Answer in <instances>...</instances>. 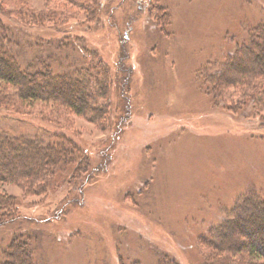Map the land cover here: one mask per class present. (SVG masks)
<instances>
[{
	"label": "rangeland",
	"instance_id": "rangeland-1",
	"mask_svg": "<svg viewBox=\"0 0 264 264\" xmlns=\"http://www.w3.org/2000/svg\"><path fill=\"white\" fill-rule=\"evenodd\" d=\"M101 1L91 17L63 0H0L10 17L50 14L37 33L103 57L113 126L63 108L46 127L2 120L30 133L60 127L88 163L46 192L0 183V263L23 247L34 264H212L226 254L264 264L249 249L225 252L232 223L259 209L248 198L264 188V79L232 83L223 72L264 54L242 43L264 24V0ZM216 233L224 253L211 247Z\"/></svg>",
	"mask_w": 264,
	"mask_h": 264
},
{
	"label": "trees",
	"instance_id": "trees-1",
	"mask_svg": "<svg viewBox=\"0 0 264 264\" xmlns=\"http://www.w3.org/2000/svg\"><path fill=\"white\" fill-rule=\"evenodd\" d=\"M63 1L83 7L91 17L98 14L103 3L101 0ZM140 2L148 4V0ZM140 9L143 7L140 6ZM0 12L11 23L6 25L0 17V183L21 185L29 192L32 189L46 192L55 177L72 171L77 164L75 170L79 169L81 164L88 163V158H82L84 152L79 144L72 136L63 133L60 127L57 131L42 128L40 132L30 133L21 131L19 126L5 127L1 124L2 120L17 122L18 119L23 124L36 120L41 127H46L55 123L52 116L58 115V108H63L91 121L102 120L113 128L112 120L108 118L110 70L97 51L89 59L69 35L64 34V40H57V36L37 33L34 29L43 27L39 20L48 18L50 14L45 15L42 11L38 18L34 14L29 15L28 22L24 19L26 13L22 8L10 17L9 10L0 4ZM241 36L240 31L232 37L237 39ZM247 39L255 46L257 43L264 46V24L247 30L242 43ZM237 63L240 68L236 72L224 66L223 72L228 81H237L234 80L235 75L249 85L255 84L257 78L264 79V54L240 56ZM205 73L208 75L209 71ZM215 79L213 81L218 82ZM43 107H49L51 114L42 113ZM248 200L259 205V209L243 216L242 221L238 218L232 223V229L245 238L236 239L232 231L229 235L230 247L225 252L245 248L256 257L264 258V188L259 195L250 196ZM5 203L10 207L14 205L12 199H6ZM212 237L215 240L210 238L211 247L224 253L220 245L225 242L223 237L218 233ZM213 257L210 255L208 260H215L212 264H220L221 258L222 264H232L228 254ZM30 258L23 247H18L5 254L0 264H34Z\"/></svg>",
	"mask_w": 264,
	"mask_h": 264
}]
</instances>
